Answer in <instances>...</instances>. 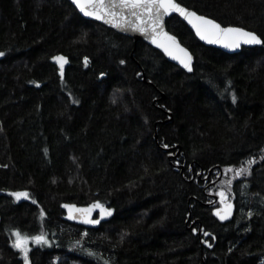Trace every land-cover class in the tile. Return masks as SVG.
I'll return each mask as SVG.
<instances>
[{
  "label": "trees",
  "instance_id": "obj_1",
  "mask_svg": "<svg viewBox=\"0 0 264 264\" xmlns=\"http://www.w3.org/2000/svg\"><path fill=\"white\" fill-rule=\"evenodd\" d=\"M177 2L264 39V0ZM166 27L192 71L69 0H0V264H24L14 230L49 241H29L30 264H264V45L228 53L177 15ZM96 201L112 209L99 226L62 219Z\"/></svg>",
  "mask_w": 264,
  "mask_h": 264
},
{
  "label": "snow or ice",
  "instance_id": "obj_2",
  "mask_svg": "<svg viewBox=\"0 0 264 264\" xmlns=\"http://www.w3.org/2000/svg\"><path fill=\"white\" fill-rule=\"evenodd\" d=\"M71 3L85 16L102 20L116 28L130 29L144 34L153 44L161 48L167 56L177 60L188 71H192L191 54L186 48L181 46L176 36L171 35L164 28V18L166 16L170 17V14L175 13L183 18L194 29L195 34L208 43L222 44L230 49H237L242 45H264V39L256 32L239 26H222L214 18L198 14L196 11L182 6L177 0H71ZM4 55L5 53L0 52V56ZM51 59L59 65L60 74L63 76L67 58L63 55H56L51 57ZM84 60L85 64H87L88 58L85 57ZM121 63H124V61H121ZM100 75L103 77L105 74L100 73ZM137 75L140 74L137 73ZM236 100L237 97L233 94L232 102L236 103ZM75 102L78 103V101ZM164 147L167 148L168 145H164ZM254 162V160L250 159L246 163L251 165ZM225 171H232L231 166L226 168ZM248 171L247 167L241 166L235 169V175L240 176L248 173ZM226 183L230 184L231 181H226ZM218 194L221 197L222 207L215 210V215L223 221L232 215L233 206L225 200L223 191ZM10 195L17 201L21 198L27 199L29 197L27 191H15L11 192ZM33 202L35 203V201ZM64 207L69 209L70 214L75 209L84 222L89 224L99 223V220L90 218L91 213L95 209H99L101 218L112 215V209L106 208L99 201L85 209L75 208L74 205H64ZM41 215H43V211H41ZM248 215L251 216V212ZM70 218L75 217L70 215ZM192 232L196 233L197 228L193 227ZM13 234L16 237L13 247L22 252L24 264H30L28 247L30 240L37 245L49 243L44 234L29 236L22 234L19 230H14ZM203 235L209 236L210 234L204 231ZM211 238L214 239L215 237ZM204 243L211 247L207 240Z\"/></svg>",
  "mask_w": 264,
  "mask_h": 264
},
{
  "label": "water",
  "instance_id": "obj_3",
  "mask_svg": "<svg viewBox=\"0 0 264 264\" xmlns=\"http://www.w3.org/2000/svg\"><path fill=\"white\" fill-rule=\"evenodd\" d=\"M69 1L71 2V0H69ZM72 5H73V4H72ZM181 5H182V4H181ZM73 6L75 7V5H73ZM182 6H183V5H182ZM75 8H76V7H75ZM188 9H190V8H188ZM76 10H77L78 13H79L81 16H83L84 18H87V19H91V20L97 21V22H99V23H101V24H103V25H105V26H107V27H109V28H112V29L118 31L119 33L127 34V35L131 36V37L133 38V45H134V46L136 45L137 41H144V42L148 43L150 46L155 47V48H157V49H159L160 51L163 52V50H162L161 48H158L155 44H153V43L151 42L150 39H147V38L145 37L144 34L138 32V31H133V30H130V29H129V30H124V29H121V28L113 27L111 24L105 23V22L102 21V20H97V19H95L94 17L85 16V15H84L83 13H81L77 8H76ZM190 10H193V9H190ZM194 11H195V10H194ZM197 13H198V12H197ZM198 14H201V13H198ZM172 15H177V14H175V13L170 14V16H172ZM202 15H205V14H202ZM177 16H178V15H177ZM205 16H207V15H205ZM178 17H179V16H178ZM208 17H209V16H208ZM167 18H169V16H166V17L164 18V21H165V23H164L165 31H167V32L170 33L171 35L176 36L175 34L171 33V32L167 29V27H166V20H167ZM210 18H211V17H210ZM180 19H181L184 23H186V25H187V26L193 31V33H194V35L196 36V38H197L201 43H203L204 45H207V46H213V47L219 48V49H221V50H223V51H225V52H228V53L239 52V51L241 50L242 47L260 46V45H242L240 48H237V49H230V48H226V47H224L222 44L208 43L207 41L201 40V39L195 34L194 29H192L191 26L188 25L187 22L183 20V18L180 17ZM216 21H217V20H216ZM217 22H218V21H217ZM220 24H221V23H220ZM221 25H222V26H238V25H223V24H221ZM239 27H242V26H239ZM243 28H245V27H243ZM245 29H247V28H245ZM247 30H249V29H247ZM251 31H252V30H251ZM176 37H177V36H176ZM177 40H178V42L181 44V46L184 47V48H186V49L188 50V52L191 54V56H192V62H191V64H193V55H192V53L190 52V50H189L187 47H185V46L179 41L178 37H177ZM163 53H164V52H163ZM164 55L168 58L169 61H171L172 63L176 64L177 66H179V67H180L181 69H183L184 71L189 72V71H188L187 69H185V68H184V67H183V66H182L177 60H173L171 57L167 56L165 53H164ZM51 61H53V60L51 59ZM54 62H55V61H54ZM67 64H68V61H67V63H65V65H67ZM65 65H64V66H65ZM143 79H144V78H143ZM162 95H163V94H162ZM155 135H156V134H155ZM170 156H171V155L169 154L168 157H170ZM218 167H219V166H218ZM221 174H222V170H221L220 167H219V175H218V177H217V180L220 178ZM213 198H214V200L212 201V203H214V201L217 199V196L214 195ZM228 202H230V203L232 204V206H233V207H232V215H231L230 217H228L227 219L223 220V222L230 220V219L232 218V216H233V212H234V203H233L232 201H228ZM93 203H94V202H92V203H88V204H76V203H70V202H66V203H64L63 206H62L63 211H64V214H63V216H62V219H63L64 221L70 223V224H75V225L83 226V227H85V228H93V227H96L97 225L101 224L102 222H105L106 220H108L109 216H105V217L101 218V216H100V212H99V209H95V210H93V212L91 213V217H90V218H91V219H97V220H99V223H97V224H89V223H85V222H84L83 218L80 217L79 213L76 212L75 209H73L72 212H71V214H70L69 209L64 207V205H74L75 208L85 209V208H87L89 205H92ZM221 207H222V205H221V202H220L219 205H217V206H215V207L213 208V214H214V216L217 217L218 219H219V217L215 215V210H216L217 208H221ZM95 214H97V217H94ZM70 215H71V217H75V218H70ZM0 218H1V216H0ZM219 220H220V219H219ZM197 221H198V219H195V220L193 221V223H195V222H197ZM220 221H221V220H220Z\"/></svg>",
  "mask_w": 264,
  "mask_h": 264
},
{
  "label": "flooded vegetation",
  "instance_id": "obj_4",
  "mask_svg": "<svg viewBox=\"0 0 264 264\" xmlns=\"http://www.w3.org/2000/svg\"><path fill=\"white\" fill-rule=\"evenodd\" d=\"M210 182H212V181H210ZM210 182H209V183H210ZM94 217H97V214H95V216H94ZM108 219H109V218H108ZM99 225H100V224H99ZM99 225H97V226H99ZM97 226H96V227H97ZM193 227H194V225H192V226H190V225H189V227H188V228H191V229H192ZM93 228H95V227H93Z\"/></svg>",
  "mask_w": 264,
  "mask_h": 264
},
{
  "label": "bare ground",
  "instance_id": "obj_5",
  "mask_svg": "<svg viewBox=\"0 0 264 264\" xmlns=\"http://www.w3.org/2000/svg\"><path fill=\"white\" fill-rule=\"evenodd\" d=\"M211 170H212V169H209V173H210ZM198 175H200V173H199ZM216 218H217V217H216ZM198 221H199V219H198ZM198 221H197V222H198ZM201 243L207 245L206 243H204L203 240H201Z\"/></svg>",
  "mask_w": 264,
  "mask_h": 264
},
{
  "label": "rangeland",
  "instance_id": "obj_6",
  "mask_svg": "<svg viewBox=\"0 0 264 264\" xmlns=\"http://www.w3.org/2000/svg\"><path fill=\"white\" fill-rule=\"evenodd\" d=\"M218 205H219V203H218Z\"/></svg>",
  "mask_w": 264,
  "mask_h": 264
}]
</instances>
